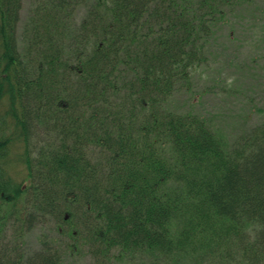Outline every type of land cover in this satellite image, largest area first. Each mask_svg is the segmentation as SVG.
<instances>
[{"label":"trees","instance_id":"trees-1","mask_svg":"<svg viewBox=\"0 0 264 264\" xmlns=\"http://www.w3.org/2000/svg\"><path fill=\"white\" fill-rule=\"evenodd\" d=\"M78 1L34 0L20 40L23 0H0V264H62L64 245L264 264V120L231 139L170 107L250 0H90L77 20ZM37 224L57 234L28 250Z\"/></svg>","mask_w":264,"mask_h":264},{"label":"rangeland","instance_id":"rangeland-1","mask_svg":"<svg viewBox=\"0 0 264 264\" xmlns=\"http://www.w3.org/2000/svg\"><path fill=\"white\" fill-rule=\"evenodd\" d=\"M89 3L90 0L78 1L77 20L83 18ZM33 4L34 0H23L18 30L20 40ZM207 51L206 61L193 71L191 87H183L176 92L170 107L204 115L235 139L245 129L264 120V113L260 110L264 109V0H250L232 10L226 21L216 28ZM6 106L7 100L4 99L0 104V116ZM35 127H38L36 123ZM6 134L0 128V137ZM18 151L13 153L14 163L9 169L22 175L25 170L17 160ZM45 232L51 237L57 234L56 230L49 227L44 230L39 224L29 230L26 235L27 249L38 248L39 236ZM60 248L64 251L62 264H229V259L226 262L209 255L197 259L187 255L164 259L147 254L137 255L126 262L113 258L110 262L103 259L98 263L85 250L72 253L65 251V245Z\"/></svg>","mask_w":264,"mask_h":264}]
</instances>
